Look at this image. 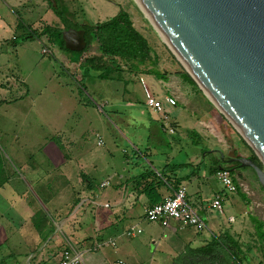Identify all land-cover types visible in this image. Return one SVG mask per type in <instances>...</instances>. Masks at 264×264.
Listing matches in <instances>:
<instances>
[{
  "label": "rangeland",
  "instance_id": "374dc122",
  "mask_svg": "<svg viewBox=\"0 0 264 264\" xmlns=\"http://www.w3.org/2000/svg\"><path fill=\"white\" fill-rule=\"evenodd\" d=\"M53 1L59 15L71 26L103 24L123 10L147 40L151 59L137 66L140 75L135 74L133 63L118 60L123 68L120 77L114 74L113 80H99L85 64L87 57L98 55L95 42L81 56L70 55L51 44L47 37L24 40L22 31H16V24L35 34L46 26L63 29L45 0H0V153L6 168L0 175V181H4L0 188L3 264H10L13 258L21 263L26 255L29 258L47 244L52 253H62L67 241L75 244L80 239L81 233H72V238L69 228L61 227L75 206L72 186L78 171L83 170L91 178V197H99L100 202L106 203L109 189L101 190L99 186L106 176L123 172L127 159L130 166L139 169L145 155L153 162L170 157L173 164L186 163L194 156V162L198 158L199 163L200 149L210 146L211 150L221 151L215 140L206 139L197 147L191 144L189 129H199L196 114L190 108L179 105L169 108L173 110L170 119H177L181 125L175 134L168 131L169 121L158 124L149 120L148 125L142 119V113L145 120L148 116L144 86L163 101L159 89L154 87L157 77L143 74L144 71L175 76L185 70L134 0ZM14 38L16 41H12ZM224 124V139L232 143L227 144L225 156L255 157L233 127L227 121ZM98 140L102 145H97ZM211 156L206 155L200 174L187 185L189 195L200 193L210 208L212 192L207 183L224 192L221 183L208 176ZM234 177L246 194V206L239 196L229 194L224 198L222 216L213 208L206 216L202 215L207 230L200 237L210 235V231H227L239 240L244 252L250 247L247 264H264V244L259 243L256 225L251 221L254 218L264 230V191L250 169L238 171ZM124 217L117 232L128 223L137 224V230L141 231L137 238L124 237L117 243L131 244L135 252L131 259L139 257L135 264H172V258L193 236L192 231L172 235L157 223L144 219L132 222L130 214ZM230 217L234 223L228 222ZM88 218L84 217L81 227L93 237L94 224ZM150 228L154 240L145 235ZM143 237L145 240L137 243ZM105 248L102 251L105 255L93 253L96 261L100 262L104 256L110 259V264H128L124 253L125 256L118 252L109 255L111 251ZM90 257V253L83 255L82 264H90Z\"/></svg>",
  "mask_w": 264,
  "mask_h": 264
},
{
  "label": "water",
  "instance_id": "95a60500",
  "mask_svg": "<svg viewBox=\"0 0 264 264\" xmlns=\"http://www.w3.org/2000/svg\"><path fill=\"white\" fill-rule=\"evenodd\" d=\"M134 1L261 167L244 157L227 163L251 169L264 191V0ZM84 35V30L62 31L64 48L82 53Z\"/></svg>",
  "mask_w": 264,
  "mask_h": 264
},
{
  "label": "crops",
  "instance_id": "0c3cea01",
  "mask_svg": "<svg viewBox=\"0 0 264 264\" xmlns=\"http://www.w3.org/2000/svg\"><path fill=\"white\" fill-rule=\"evenodd\" d=\"M48 4L52 6L50 0ZM15 27H16V31H22L23 33L22 37H24L25 35H27V33H29L27 29H22L17 24L15 25ZM136 31L138 32V30ZM5 41L6 40H4V42ZM12 41H16V38L12 39ZM88 50L89 49L87 47L85 51L77 54L82 55ZM88 58L90 57H87V59ZM150 72L151 71H144L143 74H150L157 77V81L154 87H157L159 89V93L161 94L163 100L167 96L172 97L176 100L177 103L175 108L178 105L182 106L183 108H190L196 114L195 118H197L196 119L198 121L197 128L199 130L193 127L189 129V137L191 139V144L197 147L201 141H204L206 139L208 141L215 140V142L220 144L221 151L211 150L209 145H208L209 147L200 149L199 155L201 157V161L199 163H198L199 160L198 158L194 162V156H192L186 163L173 164L174 159H171L170 157H167L165 160H160V161L159 159H156L153 162V161H149L147 159V156L145 155L143 158V162H141L140 164L139 169L130 166L131 164L130 159H127L125 161V167L123 168V172H121L120 174L113 173L110 176H106V178L99 186L101 190L107 188L109 189L108 190L109 199L106 201V203L100 202L99 197H94V198L91 197L93 196L91 193V187H92L90 181L91 178L83 170H80V172L78 171L77 174L75 175V180L73 181V186H72V189L74 191L75 206L67 215V217L64 219V221L61 223V227L66 226L67 228H69L68 231L70 232L71 237L73 236L72 233L73 234L77 233L78 235L81 233L79 235L80 239L75 241V244H72L69 241H67L66 250H68L69 248H74L79 251L88 250L86 254L90 253L92 256L89 259L90 264H110V259H107V257L104 256L100 257L101 260L100 262L99 260L98 261L95 260V255H94L95 253L105 255V252L104 253L102 252L104 250L103 248L105 247H107L105 249L111 251L109 252V255L117 252L121 254L124 253L127 257L128 264H135L137 262L136 259L139 260V257L135 256V258L131 259L135 253L132 251L133 248L131 244H127L126 242H120L118 246L117 243L119 240L120 241L125 240V238H128L130 240L137 238V235L131 238L125 235L127 230H129L131 227L136 228L137 224L133 225L128 223L125 229L122 228L121 231L117 232L121 220L123 221L125 220L124 217L125 214L126 215L130 214V216L132 217L131 218L132 222L133 220H137V219L145 220L144 215H145V211L148 208L163 202L166 198L172 195L174 190L181 187L185 188L189 203L198 211L199 215L201 216L202 220L205 222L207 227V222L202 217V215L206 216L208 210L211 208L208 207V205L206 204L207 202L205 203L202 201V197L200 193L196 192L194 195H192L193 197H191L187 192V185L191 184L198 177V175L201 172V164L204 163L206 155L208 154L212 155L211 159L209 160L210 162L208 164V176L210 179L218 181L216 177V173L219 170L224 169L220 156L223 155V159L227 158L224 153L225 149L229 148V145L227 144H232V143H226L227 141H225L223 135L224 125H225L224 123L227 120L220 114V112L214 107V105L209 101V99L203 94V92L199 88L187 83L180 76V74H177L175 76H163L156 71H153V73ZM84 73L86 74V71ZM92 73L96 77V74L94 72ZM135 74L140 75L142 74V72L136 71ZM169 108H170L169 106L164 105V114L166 118H164L163 116L157 113L152 112L147 108L146 110L148 115L146 118L147 120H145L143 113L141 114V116L143 117L142 119L144 121H147L148 125H149L148 122L149 120L158 124H161V122L169 121L168 131L170 133L175 134L178 131V129L181 128L180 127L181 125L177 121V119L174 120L170 119V116L173 114V110L172 108L171 109ZM162 127L166 129L165 125H162ZM233 144H240V143L233 142ZM97 145L99 146L102 144H97ZM233 148L237 149V146L234 145ZM210 150L211 152H208ZM125 155L127 154L125 153ZM238 156L242 157L241 155ZM244 158H248V157H244ZM189 168H193L194 172L192 170L187 174L186 173L182 175L178 174V172H181L183 170L187 172ZM215 168H218L219 170L214 172ZM234 174H233V179L237 186V192L235 194L241 198L244 205L246 206L248 202L246 201V194L241 190L240 188L241 186L237 183ZM67 183H69V181ZM207 185L210 192H212L210 205L212 204L216 196H220L222 200L221 206L223 208L224 198L227 199L229 197L228 196L229 194H227L226 192L222 193L220 191L214 190L209 183H207ZM221 193L223 195H221ZM224 195L226 196L224 197ZM91 206H93L92 207L93 210H91L90 208ZM232 207L234 206L232 205ZM98 210L100 212H98ZM222 215H223V210H222ZM85 216L86 219L90 217L88 218V220L91 219L94 224L93 237H89L86 231L82 230L81 224L83 225V223L85 222L84 221ZM234 221L235 220L233 217H230L228 219L229 223H234ZM163 229L164 230L167 229V231L170 234L176 236L186 231L193 232V236L191 237V240L184 243L181 252L176 257L172 258V262H171L172 264L174 259L177 258L187 247L191 249H198L204 247L210 241L213 235H219L220 233L227 232V231H221L218 233H211L210 231V235L200 237V234L206 231L207 229L199 232L193 227H182L176 222H171L169 227ZM145 235L149 240H154V236H153L154 232L153 230H151V228L147 230ZM144 240L145 239L143 237L137 243H142ZM48 247L49 245L47 244L45 248H42L40 252H37L38 254L37 253L32 254V256H30L29 258L26 255L24 257V261H22L21 263H19L17 260H14L13 258L10 264H56L58 257L61 253H52L47 249ZM3 261L4 259H1L0 263L3 264ZM115 264H122V262H117Z\"/></svg>",
  "mask_w": 264,
  "mask_h": 264
},
{
  "label": "trees",
  "instance_id": "16d2710c",
  "mask_svg": "<svg viewBox=\"0 0 264 264\" xmlns=\"http://www.w3.org/2000/svg\"><path fill=\"white\" fill-rule=\"evenodd\" d=\"M45 1L49 3V0ZM50 8L54 14L57 15L59 21L64 25V29L46 26L41 29L38 34H35L34 32L31 33V31L28 30L29 33L23 37L24 40L37 37H47L51 44L56 45L64 53L73 55L74 53H70L64 48L61 33L63 30L70 28H85L88 43L87 47L89 48L91 44L95 42L98 50V55L85 60L86 68L96 73V77L99 80L114 79V74H118L117 77H120L122 69L119 62H117L118 60L126 64L133 63L131 65L132 67L134 66L136 69L135 71H139L137 66L146 64L150 61L151 49L148 42L139 32L136 31L128 14L123 10H120L117 16L103 24L92 26H71L59 15L57 7L52 8L50 5ZM78 55L81 56V54ZM150 73H153V71ZM180 76L187 83L196 87V84L185 72H182ZM234 156H236V154ZM252 159L259 167H261V164L256 157H253ZM234 165L237 170L236 172L247 169H241L238 164ZM218 170V168H215L214 172ZM224 170L229 171L233 176L234 173L230 167H224ZM5 171V160L0 153V175H3ZM2 180L0 181V188L4 183ZM251 221L256 225V236L259 243L261 245L264 244L263 226L254 218H251ZM249 252L250 247L244 252L238 239L234 238L228 232H223L219 235H213L204 247L198 249L187 247L177 258L174 259L173 264H247V254Z\"/></svg>",
  "mask_w": 264,
  "mask_h": 264
},
{
  "label": "built area",
  "instance_id": "2783aa9c",
  "mask_svg": "<svg viewBox=\"0 0 264 264\" xmlns=\"http://www.w3.org/2000/svg\"><path fill=\"white\" fill-rule=\"evenodd\" d=\"M146 106L149 110L165 117L164 105L169 107L176 106V100L172 97H165L163 101L156 99L144 86ZM101 144V141L98 140ZM218 181L221 183L224 192L227 194H235L237 186L231 173L221 169L216 173ZM221 197L216 196L211 204V208L215 209L219 215H222ZM145 220L150 223H158L162 228L169 227L171 222H176L182 227H193L201 232L207 229L205 222L202 220L198 211L189 203L185 188L181 187L173 191L172 195L163 202L153 205L145 211ZM141 233L135 227H131L125 235L127 237H135ZM88 251V250H87ZM87 251H79L69 248L62 252L56 264H80L83 262V255Z\"/></svg>",
  "mask_w": 264,
  "mask_h": 264
},
{
  "label": "flooded vegetation",
  "instance_id": "af4514ba",
  "mask_svg": "<svg viewBox=\"0 0 264 264\" xmlns=\"http://www.w3.org/2000/svg\"><path fill=\"white\" fill-rule=\"evenodd\" d=\"M78 30H84V31H85V35H84V37H85V40L87 41V38H86V29H85V28H81V29H78ZM238 157H239V156L236 155V156H233V157L225 158L224 161L222 162V165H223L224 167H230L232 170H234L233 173H235V172L237 171L236 168H235V165H234L235 163L228 164L227 161L230 160V159H232V158H238Z\"/></svg>",
  "mask_w": 264,
  "mask_h": 264
},
{
  "label": "bare ground",
  "instance_id": "6f19581e",
  "mask_svg": "<svg viewBox=\"0 0 264 264\" xmlns=\"http://www.w3.org/2000/svg\"><path fill=\"white\" fill-rule=\"evenodd\" d=\"M161 37V36H160ZM162 38V37H161ZM163 40V39H162ZM164 41V40H163ZM165 43V42H164ZM166 44V43H165Z\"/></svg>",
  "mask_w": 264,
  "mask_h": 264
}]
</instances>
